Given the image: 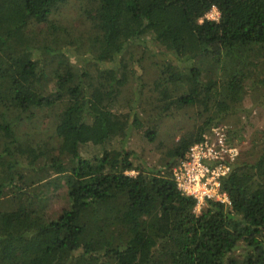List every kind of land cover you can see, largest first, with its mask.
Returning <instances> with one entry per match:
<instances>
[{
	"label": "trees",
	"instance_id": "obj_1",
	"mask_svg": "<svg viewBox=\"0 0 264 264\" xmlns=\"http://www.w3.org/2000/svg\"><path fill=\"white\" fill-rule=\"evenodd\" d=\"M63 6L81 15L63 18ZM142 43L163 56L151 82L138 74ZM260 89L264 0H0V264H264V136L257 159L222 178L230 204L196 214L172 177ZM262 94L252 107L264 109ZM140 102L148 113L197 107L203 120L156 153ZM39 121L53 127L44 140L31 136ZM48 171L68 200L57 218L33 185Z\"/></svg>",
	"mask_w": 264,
	"mask_h": 264
},
{
	"label": "rangeland",
	"instance_id": "obj_2",
	"mask_svg": "<svg viewBox=\"0 0 264 264\" xmlns=\"http://www.w3.org/2000/svg\"><path fill=\"white\" fill-rule=\"evenodd\" d=\"M60 13H62L63 18H68L69 15H71V17L81 15V11L78 8L73 10V8L66 6L61 7ZM143 48L145 51L147 50V53L143 51ZM143 48L139 47L138 54L145 52L146 56L141 62L142 68H139L138 74L141 75L144 81L151 82L156 75V68L153 65V61L161 60L163 56L160 54L152 56L150 54L151 52L148 50L153 49V47H146L145 49L143 44ZM70 60L77 67L86 68L91 61V57H89L87 54L78 55L72 52ZM101 66L108 68L112 66V63L99 65V67ZM134 88L135 90L139 88L138 83H136ZM260 91L263 92V89H260ZM123 94H125V91H123ZM261 94L262 93H258L257 91L254 98V93H250L244 98V102L238 107L237 111L225 115L223 118H220L219 122L212 124L215 125L218 123H224L230 128V142L235 143L240 151L237 161L252 163L257 159L261 152L263 146L262 140L264 136L262 130L264 128V109L259 110L255 107H252L253 100L259 98ZM143 108H145L146 111ZM148 109L149 106L143 102H140L139 106L137 103L135 104V110L138 111L139 116L145 125L152 126L154 123L157 124L158 132L155 136V142L149 145L152 149L156 148V153L165 151V149L171 146L172 143L176 141L182 134L193 130L196 125L200 124L201 120H203V118L200 116L201 109L199 110L197 107L189 106L185 108H173L170 110V112L163 114L153 112L148 113ZM52 128L53 127L46 124V122L39 121L37 122V126H35L34 130V132L37 133L31 136L38 140H44L50 134ZM135 135L136 136L134 140L137 141V139L141 137V134L136 133ZM98 153L100 152L98 151ZM37 176L45 177L40 180V182L33 184L36 186H39V183L44 184V191H38V195L40 197L39 200H42L45 213L49 218H57L61 211L68 206V200L66 192L64 191V186H59V183L63 182V176L61 173L55 174L51 171L47 174L45 172L36 174V177ZM37 180L38 179L34 180V182ZM196 213L199 214L200 212L196 211Z\"/></svg>",
	"mask_w": 264,
	"mask_h": 264
},
{
	"label": "built area",
	"instance_id": "obj_3",
	"mask_svg": "<svg viewBox=\"0 0 264 264\" xmlns=\"http://www.w3.org/2000/svg\"><path fill=\"white\" fill-rule=\"evenodd\" d=\"M205 17L218 19L217 8L212 6ZM239 155L238 147L230 142V128L218 123L206 129L173 167L172 177L178 190L196 201L195 213L207 201L230 204L226 192L221 190V180L229 174Z\"/></svg>",
	"mask_w": 264,
	"mask_h": 264
}]
</instances>
